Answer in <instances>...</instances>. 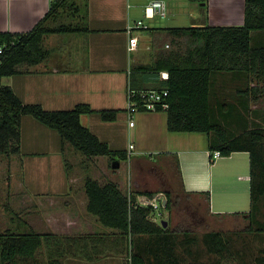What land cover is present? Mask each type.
<instances>
[{"label": "crops", "instance_id": "obj_1", "mask_svg": "<svg viewBox=\"0 0 264 264\" xmlns=\"http://www.w3.org/2000/svg\"><path fill=\"white\" fill-rule=\"evenodd\" d=\"M52 1L0 0V31L31 30L50 11ZM151 1L68 0L67 4L75 6L64 5L59 9L57 19L50 18L47 24L53 27L78 24L81 27L79 31L46 35L44 46L50 50L47 59L37 65L22 64L18 73L6 77V83L12 86L24 103L40 104L47 110H68L78 104H88L92 112L82 115V123L111 149L125 154L123 157L95 158H105L104 169L112 161L119 163V167L112 166L113 170L127 164L130 176L125 184L116 173L110 180L119 183L124 192L134 191L138 201L171 191L176 179L185 196L205 197L214 215L249 212L251 172L248 152L237 151L211 161L209 135L206 133L169 130L165 111L141 110L132 117L128 113L130 89H157L158 82L163 79L156 73H134L132 67L154 63L159 53L165 50L164 45L169 46L167 41L172 37L165 28L242 25L246 0H208V11L201 21L197 2L191 0L189 3L187 0H164L167 4L166 17L148 18L145 7ZM76 6L81 13H77ZM188 9L190 26L183 24V15L188 14ZM72 11L75 16L70 20L69 12ZM213 11L225 16L214 17ZM137 20H143L148 28H136L129 33L128 26L134 25ZM62 34L71 35L65 37ZM131 36L138 37V48L135 50L129 49ZM62 41L70 46L68 51L61 50V47L65 49ZM142 50H147L148 54H141ZM220 77L231 78L230 75ZM218 84L222 85L223 81ZM228 84H232L233 92L240 85L230 81ZM262 102L264 104V97L253 103L252 108H264V105L259 106ZM102 110H116L117 116L114 120H105ZM131 118L135 121L133 126L129 124ZM66 151V144H63L56 129L31 115L22 117L21 153L17 155L21 163L22 186L27 191L33 189V193L40 198L53 200L67 197L71 208L58 210L53 220L60 219L66 223L64 227H69L74 233L70 235L82 232L95 234L98 226L91 224L90 217L95 218L97 225L100 222L87 211L86 193L82 198L73 192L76 188L73 182L78 180V176L72 175L68 169ZM151 179L156 185H152ZM142 191L156 193L150 198ZM83 203H86L84 217L78 213V205ZM106 228V234H109L106 242L94 244L98 247L94 250L90 247L93 251L91 255L68 257L70 264H83L81 258L95 264H106V261L119 264L117 255L122 251L118 241L114 243L119 238V230Z\"/></svg>", "mask_w": 264, "mask_h": 264}, {"label": "trees", "instance_id": "obj_2", "mask_svg": "<svg viewBox=\"0 0 264 264\" xmlns=\"http://www.w3.org/2000/svg\"><path fill=\"white\" fill-rule=\"evenodd\" d=\"M67 1L53 0L50 11L29 31H0V45H7L0 63V155L21 153V119L31 115L56 129L64 145L87 157L125 156L82 123V115L92 112L88 104L47 110L40 104L24 103L12 86L2 83L4 77L18 73L20 65H37L47 59L50 50L44 46L46 35L79 31L78 24H47L50 18L57 19L59 9L70 4ZM76 11L81 13L77 6ZM165 30L175 48L161 51L154 63L139 64L132 71L160 77L162 71L169 73L157 85V89L169 92L165 110L169 130L206 133L211 153H249L251 209L233 214L249 220V225L242 231L178 232L170 228L169 219L166 227L162 217L154 220L155 208L142 205L134 191L129 194L116 181L102 183L92 177H87L84 185L87 211L103 226L119 230L123 248L128 251V264H264V108H252L264 97V0H246L242 25ZM229 75L231 78H223L219 86L220 76ZM229 81L240 83L234 92L227 91ZM101 115L114 120L117 111L102 110ZM141 193L151 198L156 191ZM165 195L162 210L171 211L172 190ZM108 235L7 229L0 232V264H65L70 256L91 255L92 249L98 248L94 244L105 243ZM119 238L114 243H119Z\"/></svg>", "mask_w": 264, "mask_h": 264}, {"label": "rangeland", "instance_id": "obj_3", "mask_svg": "<svg viewBox=\"0 0 264 264\" xmlns=\"http://www.w3.org/2000/svg\"><path fill=\"white\" fill-rule=\"evenodd\" d=\"M188 3L190 0H187ZM200 4V6H199ZM197 7L200 9V21L206 15L209 5L206 4L202 6L200 2H197ZM188 14L183 15V24L190 26V9H188ZM224 15L219 12L213 11L214 17H219ZM70 20L75 16L73 11L70 13ZM167 21V20H166ZM65 37H69L71 34H62ZM162 40V39H161ZM168 40V39H167ZM170 40V39H169ZM172 38L169 43V46H165V49L175 48L173 45ZM61 45H65V49L61 47V50H67L70 46L64 44V41L61 42ZM47 48V47H46ZM141 54H148V51L142 50ZM22 66V65H20ZM223 81L220 77L219 82ZM7 78L4 77L2 83H6ZM221 86V84H219ZM228 92H232V84H228ZM256 105V104H254ZM260 104L259 106H263ZM257 106V105H256ZM66 159L69 163L70 173L76 174L78 180L73 182V185H76V188L73 192L78 195V197H85V181L87 177L96 176L100 182H107L112 177V174L119 176V178L126 183L127 179L130 176V170L127 164H123L121 168L115 169L116 172L112 169L114 161L109 162V166L104 169L106 165L105 158H95L87 157L83 153L74 149V147L66 144ZM90 169L92 172L90 173ZM107 170V172H105ZM98 172V173H97ZM96 174V175H95ZM93 178V177H92ZM152 185H156L151 179ZM174 187L172 189V209L170 211L163 210L160 211L163 219L170 220V228L172 230H191L194 229L196 232H204L207 230H223V231H242L249 225V220L242 216H217L210 212L209 205L205 197H200V199L195 197H188L183 194L179 187V181L174 180ZM30 189V188H29ZM26 190V187L22 186V172H21V163L17 155H0V232H4L7 229L22 230L28 231L33 229L37 232H57L58 234L70 235L72 230H69V227H64V224L60 219L53 220L56 212L60 209H70L68 205L69 200L67 197L60 198L57 197L53 200L50 198H40V196L35 195L32 191ZM68 203V204H67ZM86 203L78 205L79 212L82 217L85 214ZM81 211V212H80ZM169 215V216H168ZM49 219V220H48ZM90 222L95 227L98 226L96 230L97 233L106 234L108 232L107 228L102 224L98 223L95 218L90 217ZM63 226V227H61ZM82 232L80 234H84ZM74 234V233H73ZM108 237V236H107ZM119 246L121 251L123 248V239L119 238ZM122 244V245H121ZM126 251V252H125ZM112 255V254H110ZM108 255V256H110ZM128 251L127 248L124 249V253H120L117 256V259L120 261L119 264H128ZM83 264H95L84 261ZM70 258H67L66 264H70ZM109 264V261L105 262Z\"/></svg>", "mask_w": 264, "mask_h": 264}, {"label": "built area", "instance_id": "obj_4", "mask_svg": "<svg viewBox=\"0 0 264 264\" xmlns=\"http://www.w3.org/2000/svg\"><path fill=\"white\" fill-rule=\"evenodd\" d=\"M167 15V4L164 0H152L145 7V16L148 18H154L156 16H160L162 18ZM148 28L145 25L143 20H137L134 25L128 26V32L132 33L136 28ZM7 48V45H0V63H2V56ZM138 48V37L131 36L129 41V49L135 50ZM162 78H168L169 73L167 71H162ZM169 92L167 89H130L128 95V113L132 117V115L138 111H165L169 107V103L166 101V97ZM129 124L133 126L135 124L134 119H130ZM133 148V145L130 146ZM222 157L220 151L216 150L211 153V161H215ZM129 194L132 191L128 192ZM166 195L164 193H158L154 196V198H144L139 200L142 205H152L155 208V213L152 218L154 220H161L163 214L160 211L162 210L163 205L166 203Z\"/></svg>", "mask_w": 264, "mask_h": 264}, {"label": "water", "instance_id": "obj_5", "mask_svg": "<svg viewBox=\"0 0 264 264\" xmlns=\"http://www.w3.org/2000/svg\"><path fill=\"white\" fill-rule=\"evenodd\" d=\"M113 167H119V163L115 161V163L113 164ZM162 224L164 225V227H166L168 225V221L166 219H164L162 221Z\"/></svg>", "mask_w": 264, "mask_h": 264}]
</instances>
